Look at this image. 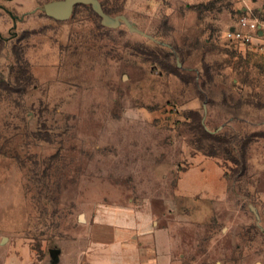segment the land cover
<instances>
[{"label": "rangeland", "instance_id": "rangeland-1", "mask_svg": "<svg viewBox=\"0 0 264 264\" xmlns=\"http://www.w3.org/2000/svg\"><path fill=\"white\" fill-rule=\"evenodd\" d=\"M47 1L0 0V264H55L109 205L152 211L178 264H264V52L225 37L240 0H98L130 26Z\"/></svg>", "mask_w": 264, "mask_h": 264}, {"label": "crops", "instance_id": "crops-1", "mask_svg": "<svg viewBox=\"0 0 264 264\" xmlns=\"http://www.w3.org/2000/svg\"><path fill=\"white\" fill-rule=\"evenodd\" d=\"M236 4L241 9L249 5L264 9V0ZM85 224L87 234L74 238L70 249H59L55 264H178L170 228L162 226L147 208L109 205L87 214Z\"/></svg>", "mask_w": 264, "mask_h": 264}, {"label": "built area", "instance_id": "built-area-1", "mask_svg": "<svg viewBox=\"0 0 264 264\" xmlns=\"http://www.w3.org/2000/svg\"><path fill=\"white\" fill-rule=\"evenodd\" d=\"M264 21L257 18L251 9L245 7L234 24L228 26L225 37L228 41L244 47H251L264 52Z\"/></svg>", "mask_w": 264, "mask_h": 264}, {"label": "water", "instance_id": "water-1", "mask_svg": "<svg viewBox=\"0 0 264 264\" xmlns=\"http://www.w3.org/2000/svg\"><path fill=\"white\" fill-rule=\"evenodd\" d=\"M78 2H88L92 5V8L101 16L102 22L107 25H117L119 19L122 18L129 26L130 23L126 19L124 15H116L114 22L110 21L109 15L102 9L101 4L98 0H50L43 4L42 9L46 12V14L57 18V19H65L69 17L72 12L74 4ZM80 219H82V214L79 215ZM59 252L58 247H52L50 249V253L52 257L57 258Z\"/></svg>", "mask_w": 264, "mask_h": 264}]
</instances>
